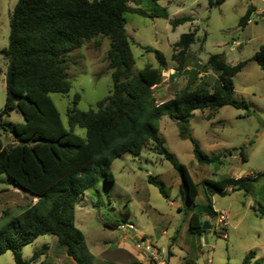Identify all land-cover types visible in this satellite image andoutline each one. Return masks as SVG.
Masks as SVG:
<instances>
[{
  "label": "rangeland",
  "instance_id": "1",
  "mask_svg": "<svg viewBox=\"0 0 264 264\" xmlns=\"http://www.w3.org/2000/svg\"><path fill=\"white\" fill-rule=\"evenodd\" d=\"M15 2L0 0V49L7 46L9 17ZM249 4L256 12L252 11L250 21L240 28L238 20ZM128 5L134 6L131 1ZM137 6L152 16L123 14L133 58L132 74H137L147 64L158 67L150 49L162 53L167 68L161 71L162 80L153 89L157 102L170 98L184 86L210 88L216 81V74L202 71L209 54H219L228 65H233L248 59L264 44V0H223L212 6L208 0H140ZM181 16H190L192 20L172 27L170 20ZM193 30L195 40L180 58L173 43L180 34ZM107 48L108 40L96 36L67 55L70 88L65 94H48L65 129V109L74 93L79 94L78 110L94 107L96 100L109 94ZM5 70L6 59L0 54V111L5 99ZM231 80L233 97L245 101L247 110L229 105L215 110H194L188 123L191 137L204 153L219 155L221 160L228 153L233 156L226 157L222 164L197 163L189 139L178 135L175 120L165 114L156 120L163 146L187 168L196 183L203 178L217 180L224 176L264 173V71L254 60H248ZM1 121L23 122V118L19 112L10 110L0 115ZM73 132L83 136L84 131L74 127ZM0 140L7 145L12 142V136L0 129ZM240 147L244 148L245 160L239 155ZM108 170L113 176L111 183L98 178L73 204V223L83 235L78 253L88 256L89 264H137L136 254L146 255L147 248L164 249L166 264H241L249 250L254 256L248 264H254V260L264 264V213L258 210L260 206L264 212V175L256 178L248 193L239 190L213 194L209 207L199 184L194 205L184 200L179 192L177 171L155 152L150 141L138 155L126 152L114 158ZM148 174L163 184V193L147 181ZM33 203L27 192L14 188L0 173V226ZM212 205L228 213L226 227L214 230L216 213ZM191 212H198L209 224L206 243L202 233L188 231ZM113 219H123V224H130L132 229L127 231L133 236L103 224ZM143 241L147 242L145 247ZM44 244L47 248L28 264H75L65 254L64 247L49 234L23 245L20 249L22 259L28 260L33 251ZM0 264H14L10 250L0 254Z\"/></svg>",
  "mask_w": 264,
  "mask_h": 264
},
{
  "label": "trees",
  "instance_id": "2",
  "mask_svg": "<svg viewBox=\"0 0 264 264\" xmlns=\"http://www.w3.org/2000/svg\"><path fill=\"white\" fill-rule=\"evenodd\" d=\"M129 1L134 6H129ZM222 1L208 0V4ZM139 3L140 0H16L11 10L7 46L0 49L6 59L5 99L0 115L15 110L23 122H0V129L12 136V142L7 145L0 140V173L14 188L36 198L35 203L0 226V254L10 250L14 264H28L42 254L47 248L45 244L33 251L28 260L22 259L20 249L44 234L54 236L75 264H89L88 256L78 253L83 235L73 223V204L98 178L105 183L113 181L108 167L114 158L126 152L138 155L148 141L177 171L179 192L191 206L198 184L210 207L213 194L239 190L248 193L256 178L264 175L203 178L196 183L187 168L163 146L156 127V120L163 114L174 119L178 135L189 139L197 163L221 164L219 155L204 153L191 137L188 123L192 111L215 110L224 105L247 110L245 101L233 97L231 78L248 60H254L264 71V44L248 59L233 65H228L219 54H209L202 71L216 74L210 88L184 86L170 98L157 102L153 89L162 80L161 71L167 68L162 53L150 49L158 67L147 64L132 74L133 58L123 14L132 12L151 17V13L137 6ZM252 11L249 4L238 20L240 28ZM191 20L190 16H181L171 19L170 24L175 27ZM96 36L108 40L106 61L111 90L86 110L76 108L79 94L74 93L65 109V129L48 94L68 92L66 57ZM194 36L195 30L182 33L173 43L180 58L194 42ZM74 127L83 129V136L74 133ZM239 155L245 160L243 147L239 148ZM147 181L163 193V184L155 177L148 174ZM258 210L264 213L260 206ZM202 221L205 220L198 212H191L188 231L201 235ZM103 224L113 228L123 224V219ZM253 256L254 252L249 250L241 264H248ZM253 263L260 264L258 260Z\"/></svg>",
  "mask_w": 264,
  "mask_h": 264
},
{
  "label": "built area",
  "instance_id": "3",
  "mask_svg": "<svg viewBox=\"0 0 264 264\" xmlns=\"http://www.w3.org/2000/svg\"><path fill=\"white\" fill-rule=\"evenodd\" d=\"M216 216H215V220H214V230H216V227H226L227 225V217H228V213L223 211V210H219V211H215ZM208 220V218H207ZM118 229L122 230L123 232H125L126 234H128V229H132L131 225H125V224H120L117 226ZM222 236L224 237L225 234L222 232L221 233ZM146 246V243L143 245V247ZM146 255H145V259L143 261H139L137 262V264H166V251L162 248H147L146 249Z\"/></svg>",
  "mask_w": 264,
  "mask_h": 264
},
{
  "label": "crops",
  "instance_id": "4",
  "mask_svg": "<svg viewBox=\"0 0 264 264\" xmlns=\"http://www.w3.org/2000/svg\"><path fill=\"white\" fill-rule=\"evenodd\" d=\"M253 11L256 12V10H254V9H253ZM253 15H254V14H253ZM249 21H250V20L248 19L247 22H246V24H247ZM235 45H237V42L234 44V46H235ZM198 76H201V75H198ZM158 86H159V84H158L156 87H158ZM163 100H166V98H162V100H159V101H163ZM226 157L229 158V157H233V156H230V154L228 153L227 156H225V157L222 158V162H224V161L227 159ZM221 164H222V163H221ZM230 177H231V176H230ZM233 177H234V176H233ZM193 181H194V180H193ZM17 189H18V188H17ZM197 192H198V191H197ZM30 196H31V195H30ZM196 196H197V194H196ZM196 196H195V198H196ZM35 201H36V198L31 196V203H33V202H35ZM211 203H213L212 196H211ZM212 209H213L214 211H218L217 208H214V207H213V205H212ZM205 219H207V216H206ZM207 233H208V232H206V234H207ZM128 235H129V236H133V233L130 232V233H128ZM145 243H147V242H146V241H143V245H144ZM144 255H145V253H142V254H139V253H138V254H136V256H137V260H138V261H143V260L145 259V258H144ZM134 259H136V258H134Z\"/></svg>",
  "mask_w": 264,
  "mask_h": 264
},
{
  "label": "water",
  "instance_id": "5",
  "mask_svg": "<svg viewBox=\"0 0 264 264\" xmlns=\"http://www.w3.org/2000/svg\"><path fill=\"white\" fill-rule=\"evenodd\" d=\"M208 228H209L208 222L206 220L202 221L201 229H202V235H203V242L204 243H206L205 235H206V232H207Z\"/></svg>",
  "mask_w": 264,
  "mask_h": 264
}]
</instances>
